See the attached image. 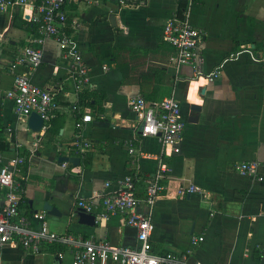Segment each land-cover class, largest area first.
<instances>
[{"label":"crops","instance_id":"1","mask_svg":"<svg viewBox=\"0 0 264 264\" xmlns=\"http://www.w3.org/2000/svg\"><path fill=\"white\" fill-rule=\"evenodd\" d=\"M125 2L102 0L99 5L67 6L71 18L77 17L82 24L76 37L90 83L75 87L64 51L56 40L47 39L32 81L50 89L56 106L40 132L30 131L27 122H17L13 100L6 97L15 72L0 64V154L5 159L24 156L16 176L23 185L20 211H43L42 202L47 200L60 211L46 213L54 231L135 245L136 228L125 222V215L95 217L94 225H88L79 221L76 203L95 192L112 191L115 180L132 171L128 144L159 154L156 137L137 136L138 122L130 100L136 95L160 100L173 92L180 103L184 129L179 153L167 149L161 157L170 172L152 212V252L184 251L193 234H202L203 240L193 247L192 260L264 264V182L234 169L239 161H264V0H194L189 21L205 31L198 77L190 65L177 70L169 62L175 50L160 37L166 20L176 15L179 1ZM31 12L29 5L0 12L4 62L31 34ZM113 47L118 48L116 56L111 54ZM216 69L220 76L210 80ZM84 89L105 95L97 105L101 111L97 106H80L79 94ZM84 113L91 115L82 129L91 146L84 157H78L77 165L60 162L61 156L77 157L71 143L76 118ZM138 165L153 171L158 159L142 157ZM107 182L111 184L105 186ZM192 184L200 190L189 192ZM142 194L140 185L138 195ZM4 200L5 189L0 186V206ZM96 205L100 210L98 198ZM137 210L147 212V207L140 204ZM55 248L62 250L61 256L47 250L28 254L21 246L7 243L0 248V264H72L70 248Z\"/></svg>","mask_w":264,"mask_h":264},{"label":"built area","instance_id":"2","mask_svg":"<svg viewBox=\"0 0 264 264\" xmlns=\"http://www.w3.org/2000/svg\"><path fill=\"white\" fill-rule=\"evenodd\" d=\"M125 4V0H118ZM180 1V0H177ZM185 1L181 17L173 15L164 23L160 37L169 43L175 53L169 57V62L178 70L182 65H190L193 75H201L202 62L200 45L205 37L202 28L194 26L189 21V9L194 0ZM102 0H0V12L24 8L29 5L32 12L28 18L32 32L21 45L14 47L8 62H4L0 50V64L10 72H15L12 87L6 92V97L13 100V109L17 122L26 123L31 112H36L43 119L42 129L53 116L55 102L50 89L38 86L32 81L33 72L42 63L44 42L52 38L64 51L69 62V75L77 89L90 83L88 67L83 61L76 33L81 28L80 20L71 18L67 6L71 3L99 5ZM18 68L23 69L18 71ZM220 70L210 73L212 80L220 76ZM74 110L79 106L74 104ZM130 110L135 115L138 125L137 136H154L160 146L159 154L144 152L135 143L127 146L132 171L117 178L115 188L110 192H95L88 199L79 198L76 205L85 212L94 214L96 218H106L111 214H123L125 222L136 228V244L133 246L115 245L109 240H93L92 238L76 237L71 233H58L50 228L46 211L23 213L20 202L23 185L16 178L19 166L24 162V156L16 155L5 159L0 154V186L5 189V200L0 206V248L5 244L21 246L28 254H39L44 247L60 245L71 249L72 264H203L192 260L193 247L203 240L202 234H193L190 247L181 252L166 251L153 253L150 236L154 229L152 212L156 200L164 189L163 180L170 172L161 157L167 154H178L180 151V136L184 122L180 114V103L172 92L160 100H147L136 95L130 100ZM91 120L89 113L80 114L75 121L72 149L77 157H84L91 143L82 134L86 122ZM11 127L8 128L10 132ZM20 146L16 144V147ZM169 153V154H170ZM158 159V166L153 171L141 170L138 165L140 158ZM67 165V162H63ZM234 169L242 174H248L259 182H264V161L250 159L234 164ZM111 183L107 182L105 186ZM143 194L139 196V186ZM197 185H190L189 192L199 191ZM101 200L98 210L96 199ZM140 204L147 207V212L137 210ZM62 255V250L55 252Z\"/></svg>","mask_w":264,"mask_h":264},{"label":"water","instance_id":"3","mask_svg":"<svg viewBox=\"0 0 264 264\" xmlns=\"http://www.w3.org/2000/svg\"><path fill=\"white\" fill-rule=\"evenodd\" d=\"M192 108L195 110H199L200 106L193 105ZM26 122H27L28 128L32 132H40L42 125H43V119L36 112H31ZM59 161L60 162L69 161V162H72L74 165H77L79 163V158L74 157V156H71V157L61 156L59 158ZM41 209L46 211L47 214H60V211L58 210V208L50 204L47 200H44L42 202ZM77 216L79 218V221H81L82 223H85L88 225H94L95 223V216L91 213L85 212L83 208L77 209Z\"/></svg>","mask_w":264,"mask_h":264},{"label":"trees","instance_id":"4","mask_svg":"<svg viewBox=\"0 0 264 264\" xmlns=\"http://www.w3.org/2000/svg\"><path fill=\"white\" fill-rule=\"evenodd\" d=\"M185 8V1L183 0H180L179 1V5L177 7V11H176V15L178 17H181L182 16V13H183V9ZM118 48H111V54L112 56H116L117 54V51ZM174 54V52H173ZM171 91V85L169 86V92ZM168 92V93H169ZM105 99V95L101 92H97L95 90H87V89H84L80 92L79 94V100H78V103L80 104L81 107H85V106H91L92 108L95 106H99L103 103ZM151 100H155L154 98H151ZM97 106V109L98 111H101L102 108L101 107H98ZM57 246V245H56ZM56 246H46L44 247L43 249L44 250H47V251H53V252H56L58 250H61L59 248H55ZM255 262H257V259L255 260Z\"/></svg>","mask_w":264,"mask_h":264}]
</instances>
